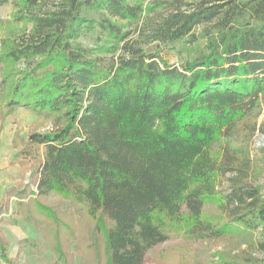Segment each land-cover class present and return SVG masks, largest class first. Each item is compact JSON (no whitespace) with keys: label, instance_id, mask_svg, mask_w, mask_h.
Segmentation results:
<instances>
[{"label":"trees","instance_id":"trees-1","mask_svg":"<svg viewBox=\"0 0 264 264\" xmlns=\"http://www.w3.org/2000/svg\"><path fill=\"white\" fill-rule=\"evenodd\" d=\"M147 1L0 0L13 10L0 22V122L24 110L52 124L13 140L32 183L7 202L41 232L51 264H264L260 173L237 139L264 105V0L176 2L154 21ZM82 9L101 14V46L75 44ZM199 26L193 61L142 48L195 42ZM224 237L246 248L196 247ZM20 244L45 264L36 241ZM9 245L0 229V264H15Z\"/></svg>","mask_w":264,"mask_h":264},{"label":"rangeland","instance_id":"rangeland-1","mask_svg":"<svg viewBox=\"0 0 264 264\" xmlns=\"http://www.w3.org/2000/svg\"><path fill=\"white\" fill-rule=\"evenodd\" d=\"M200 1H204V0H152V2H155L156 4L153 7V11L148 15V19H152L154 21L161 18L162 16L167 15L171 9L170 4L172 3L179 2L183 4H191ZM215 1L218 4L223 3L222 1L219 0H215ZM149 2L150 0L147 1L146 4H148ZM12 12L13 10L11 4L1 7L0 22L5 21L9 17H11ZM81 14L87 20V22L82 25L79 39L75 42V44L87 49L101 46L105 41V37L96 24V22L100 20L101 14L88 9H82ZM239 21L241 23V20ZM204 28H205L204 26H199L194 29V34L197 37V41L195 42H192L190 38H187L178 43H169V44L153 43L148 46H142V48L148 53L160 54L162 58L167 60L168 63L179 66L187 61H193L197 59L200 56L201 52L204 50V47L206 45V40L202 38ZM6 34H7L6 30L0 24V39ZM0 44H1V40H0ZM1 89L2 88H1V68H0V92ZM263 122H264V105L262 106L261 109H259L256 112H253L252 114L249 115L248 118H246L244 121L240 123V125L237 128V137H238L237 139L238 141L245 142V146L248 148L250 153L252 166L254 167V169L258 168L257 172H259L260 174L257 184L260 186V188H262V193L264 194V134H261L258 130L255 132V134L253 135L251 134L253 126L256 124L257 129H259L260 125ZM51 126H52L51 123L44 122L43 120L38 119L34 114L28 111L19 110L13 116L6 118L3 123L0 122V153H5V151L7 150H13L17 154L18 150L13 147V140L15 139V137L23 138L26 140L28 138V135L32 131L47 130L50 129ZM19 142L20 140H18V145L19 148H21V144ZM16 154L14 156L15 162L11 163V165L15 164L20 168V172H21L20 177L14 178L15 182L13 188L12 187L6 188L4 194H2L3 199L1 200L0 197V205H4L5 203H8L6 198V194L8 191L12 189H18L26 185L28 186L31 185L32 183V177L30 173L31 170H29L28 168L27 173L24 174V171L22 170L21 166L18 164ZM227 176L229 177L230 175ZM225 183H227L226 180ZM32 188L36 190V187L34 185ZM53 200L55 202H58V199H53ZM11 201H13L15 205V207H12V209H11ZM16 204H17L16 199L11 198L10 202L7 205L8 209L7 212L5 213L8 215L7 219L10 225H14V224L17 225L18 223H23L21 217H19L21 221L18 222L19 218L17 216ZM61 204L64 209L67 208L68 205L67 202H63ZM35 238L37 240L34 241H36L43 249L42 259L45 261V264H51L53 262V254L46 245V243L44 242L43 235L41 234V232L37 231V233L35 234ZM181 243H182L181 239H174L168 241L162 244L161 246H158L154 250H152L149 256L151 259H153L158 251L172 246H176ZM197 246H201L202 248L209 250L211 253L222 252V251L238 252L246 248L243 240H241L238 237H224L218 240H213L211 242L199 243L196 245V247ZM23 248L24 247L20 248L22 250L17 253V257L15 259L12 258V260H15V264H37L36 261L37 262L39 261H38V255L35 253V251H33L32 248L26 249L24 251ZM15 254L16 253H13V255ZM40 264L42 263L40 262Z\"/></svg>","mask_w":264,"mask_h":264},{"label":"crops","instance_id":"crops-1","mask_svg":"<svg viewBox=\"0 0 264 264\" xmlns=\"http://www.w3.org/2000/svg\"><path fill=\"white\" fill-rule=\"evenodd\" d=\"M15 154L16 152L13 150H7L5 153H0V197L3 199V195L6 188H13L14 186V178L20 177V168L17 165H11V163L15 162ZM17 182V180H16ZM19 186V185H18ZM15 207L13 201H11V209ZM4 217V221L0 224L1 231L5 234L7 240L9 241L8 255L12 259L17 257V253L20 252L24 247V251L26 249H30L28 245H19L21 241L24 240H37L35 238V231L31 225L26 223H18L20 218L18 219V224L10 225L8 222V215L5 213L2 215ZM13 253H16L13 255ZM40 264V262H37ZM1 264H3L1 262Z\"/></svg>","mask_w":264,"mask_h":264}]
</instances>
